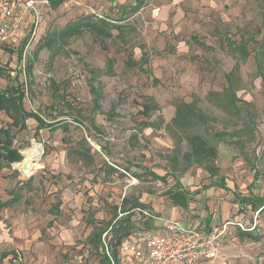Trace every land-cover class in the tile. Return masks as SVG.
<instances>
[{
  "label": "rangeland",
  "instance_id": "374dc122",
  "mask_svg": "<svg viewBox=\"0 0 264 264\" xmlns=\"http://www.w3.org/2000/svg\"><path fill=\"white\" fill-rule=\"evenodd\" d=\"M136 1L67 0L62 10L43 16L34 41L23 31L17 48L0 54V90L7 74L17 75L25 109L46 124L63 121L36 136L37 123L26 121L14 140L19 163L32 150L42 152L34 154L29 169L16 163L3 170L11 184L3 200L15 194L11 209L22 216L23 233L50 219L70 233L60 251H18L20 259L8 261L9 255L0 264H103L102 252L87 245L90 224L105 229L131 200L155 215L142 230L153 234L160 231L158 218L172 211L176 219H206L217 228L242 216L254 229L249 236L235 231L217 264H264V211L239 202L242 195L264 198V0H144L131 15ZM88 15L115 22L120 31L112 30V39L101 44L81 28L46 45L50 35ZM109 58L113 76L103 73ZM129 58L133 66L126 64ZM180 102L194 104L206 118L195 131L217 148L215 177L196 166L185 169L186 148L155 127L159 119L168 123ZM7 122L0 112V126ZM82 139L91 159L67 157L68 150L81 151ZM181 188L189 195L186 210L165 196ZM132 217L144 227L140 214Z\"/></svg>",
  "mask_w": 264,
  "mask_h": 264
},
{
  "label": "trees",
  "instance_id": "16d2710c",
  "mask_svg": "<svg viewBox=\"0 0 264 264\" xmlns=\"http://www.w3.org/2000/svg\"><path fill=\"white\" fill-rule=\"evenodd\" d=\"M143 1L144 0H137L135 5L130 7L129 13L131 15L137 13L142 8ZM62 3L63 0H48L50 9H56ZM79 21L80 22L76 21L71 25H68L58 35H50L48 41H46V45L55 43L56 39L64 40L73 34H77L81 28L89 30L96 37V39L101 42V44H103V42L107 39H112V30L117 29L120 31V28L116 26L115 22H109L106 19H92L91 15L80 18ZM44 44L45 43L39 45V47H36V51H40L45 46ZM19 54V58H21L22 48L20 49ZM246 56L247 52L245 51L243 52V57L245 58ZM113 62L114 60L110 58L106 60V68L103 73L108 76L114 75ZM126 64L128 66H133L135 63L131 58H129L126 61ZM236 69L237 67L235 66L233 71L226 75L228 83L230 82V78ZM92 73L95 74L94 71ZM0 77H3V71L1 67ZM21 86L22 83H19L17 75L15 77H11L10 74H7V84L5 85L4 89L0 90V112L3 113L8 119V122L5 125L0 126V179L1 171L3 169L9 168L13 164L19 163L22 160L19 150L14 147V140L18 133L26 129V121L28 119H33L37 123L35 136L40 130H44L45 128H54L63 124V121L46 124L39 115L27 111L24 107L25 94ZM211 95L214 96L213 94H210L209 96ZM145 111H150V107L145 106ZM205 123L206 118L195 107L194 104L180 102L175 107L173 118L168 123H164L162 119H159V122L156 123L155 127H163L177 148H179L181 145L186 148V151L182 155V161L184 164L183 167L185 169L196 166L208 173L211 177H215L218 171L214 165L217 157V148L215 145L210 144L204 136H201L195 131L198 126H203ZM61 128L66 130L67 126L63 125ZM217 137L220 138L221 135H217ZM79 145L81 146V151H76L74 149L68 150L67 157L72 153H75L78 155L80 160L86 161L91 159L89 148L85 147V139H82L79 142ZM20 164L21 163L17 164L16 167H18ZM110 170L113 171V169ZM21 174L23 176H28L32 173ZM148 175H150L152 179L162 180V178H158L154 176V174L148 173ZM219 185V188H224L225 185L223 179L219 180ZM165 196L174 207L186 210L189 205V195L184 190V188L179 190L170 189L165 193ZM254 201L255 202L252 203L251 200L245 199L241 202H247L246 204H250L254 210L261 209L260 212L264 211V199H255ZM4 206H6V204L0 205V207ZM135 209L147 210L150 215L155 218L153 212L150 209H147L144 204L139 203L136 200L124 201L120 207V213L125 215L117 219V215L114 214L113 218L105 229H99L93 226V230L87 239V244L96 250L99 248L102 250L100 244L101 235L110 228L109 252L112 258L116 260L118 249L128 240V237L137 231H142L143 229L145 230V226L150 225L151 221L153 220V218H147L140 214L144 220L142 225L145 228L142 226L139 227L135 220L132 219ZM101 252L103 264H110L105 252L103 250Z\"/></svg>",
  "mask_w": 264,
  "mask_h": 264
},
{
  "label": "built area",
  "instance_id": "2783aa9c",
  "mask_svg": "<svg viewBox=\"0 0 264 264\" xmlns=\"http://www.w3.org/2000/svg\"><path fill=\"white\" fill-rule=\"evenodd\" d=\"M48 0H0V54L9 44L20 40L25 19L30 16V41H34L40 26L41 8ZM29 41V42H30ZM29 44V43H28ZM27 44V45H28ZM134 214L153 218L147 210L135 209ZM125 214L118 213L117 219ZM160 231H137L118 249L114 260L110 254V228L100 239L102 250L110 264H213L219 257L222 236L229 227L247 232L240 220L225 221L219 231L206 233L182 221L158 218Z\"/></svg>",
  "mask_w": 264,
  "mask_h": 264
},
{
  "label": "crops",
  "instance_id": "0c3cea01",
  "mask_svg": "<svg viewBox=\"0 0 264 264\" xmlns=\"http://www.w3.org/2000/svg\"><path fill=\"white\" fill-rule=\"evenodd\" d=\"M38 2L43 1V0H36ZM64 2L58 6L56 9H50L49 6H45L41 8V17H40V25L43 23V16H48V14H52L55 12H59L60 10H62L63 5L65 4V1L67 0H63ZM30 22H31V17L28 16L25 19L24 22V27L22 29V32L20 34V40L22 39V33L23 31H30ZM45 22V20H44ZM20 40H17L11 44H9L8 46H6V48L4 49H8V50H13L17 48L18 42ZM27 127V126H26ZM36 150H32L30 152V155L28 157V159L26 158V160L24 162H22L18 168H23V169H29L31 168V158L33 157V155L35 154ZM45 165V162L42 161L40 163L36 164V169L37 166L39 165ZM17 168V167H16ZM6 169V168H5ZM4 170V169H3ZM1 171V179H0V205H5L4 207H0V261H3L4 259H6L9 255L12 256V258L10 257V259L8 261H13V259L15 258H19L20 259V254H18V251H37V252H43V255H46V253L48 251H60V248L62 247L63 242L65 241L66 238H70V233L69 232H62L61 230H59L60 228H56V223L54 221H52V219H50L46 226L43 227L41 225L40 229H32L31 232L28 233L24 232L21 230V226H22V216H17V213H15L14 207L13 209H11V205L15 206V203L17 202L16 196L13 193V195L11 196H6V199H4V195L6 194L5 192V188L6 186H11V184H9L10 181H8L7 183H5V180L3 178V172ZM33 174V173H32ZM13 188V187H12ZM228 188V187H227ZM11 189V188H10ZM3 194V195H2ZM251 200L252 203H254L255 199H264V198H260V197H255L252 195H242V198L240 199L239 202H241L242 200ZM242 203V202H241ZM247 202H243V206H245L246 208H248L249 210H252L256 213H261L260 210H254L252 208V206L250 204H246ZM174 213V211H172ZM170 213V216L167 218L165 216V219H172V220H179L184 222L185 224L195 227L197 229H200L206 233H210L213 231H219L221 229V226L219 228L215 227L214 225H210L209 220L206 222L204 218H206L204 215H201V219H204V221H199V220H195L189 217V216H184L183 218H174L173 217V213ZM263 212V211H262ZM184 214H186V212H184ZM235 220H242L243 221V217L242 216H238L235 218ZM227 221V219H225L223 221V223ZM209 224V225H208ZM245 226L248 229H254L252 228V226L249 224L244 223ZM93 230V226L97 227L96 225H92L90 224ZM99 228V227H97ZM100 229V228H99ZM91 230V232H92ZM247 231H241L238 228L232 226L229 227L225 233L222 236V240H223V244L225 243V241H227L228 239L232 238V234L235 231H240V234L242 236H249ZM90 232V234H91ZM33 233V234H32ZM90 234L88 235V237L90 236ZM88 237H86V241L88 239ZM222 244V245H223ZM89 247H91L89 244H87ZM91 249H94L91 247ZM222 246L220 248L219 251H221ZM96 250V249H94ZM15 251V252H14ZM96 251H102L100 248ZM95 251V252H96ZM18 254L17 256L15 255ZM19 256V257H18ZM220 259V252H219V257L217 260L214 261L213 264H217V261Z\"/></svg>",
  "mask_w": 264,
  "mask_h": 264
},
{
  "label": "bare ground",
  "instance_id": "6f19581e",
  "mask_svg": "<svg viewBox=\"0 0 264 264\" xmlns=\"http://www.w3.org/2000/svg\"><path fill=\"white\" fill-rule=\"evenodd\" d=\"M39 148H40V145H39ZM40 152H42V150L41 151H36L35 154H39ZM33 157H34V155H33Z\"/></svg>",
  "mask_w": 264,
  "mask_h": 264
}]
</instances>
